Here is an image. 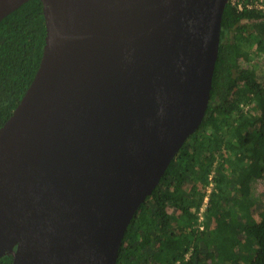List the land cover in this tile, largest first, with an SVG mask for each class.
I'll use <instances>...</instances> for the list:
<instances>
[{
	"label": "water",
	"instance_id": "1",
	"mask_svg": "<svg viewBox=\"0 0 264 264\" xmlns=\"http://www.w3.org/2000/svg\"><path fill=\"white\" fill-rule=\"evenodd\" d=\"M40 1L39 66L0 127V257L116 264L202 122L227 0Z\"/></svg>",
	"mask_w": 264,
	"mask_h": 264
},
{
	"label": "trees",
	"instance_id": "2",
	"mask_svg": "<svg viewBox=\"0 0 264 264\" xmlns=\"http://www.w3.org/2000/svg\"><path fill=\"white\" fill-rule=\"evenodd\" d=\"M44 41L40 0L0 21V127L30 85ZM263 179L264 13L227 2L202 122L134 213L116 264H264V193L251 195ZM0 264H12L11 254Z\"/></svg>",
	"mask_w": 264,
	"mask_h": 264
},
{
	"label": "built area",
	"instance_id": "3",
	"mask_svg": "<svg viewBox=\"0 0 264 264\" xmlns=\"http://www.w3.org/2000/svg\"><path fill=\"white\" fill-rule=\"evenodd\" d=\"M227 2L231 6L235 7L238 11L252 10L264 13V0H227ZM244 108L246 109L247 106H245ZM207 199L208 197L206 196L198 212L197 224L198 226L200 225V228H202L201 222L204 220L203 212L207 206Z\"/></svg>",
	"mask_w": 264,
	"mask_h": 264
},
{
	"label": "rangeland",
	"instance_id": "4",
	"mask_svg": "<svg viewBox=\"0 0 264 264\" xmlns=\"http://www.w3.org/2000/svg\"><path fill=\"white\" fill-rule=\"evenodd\" d=\"M263 193H264V179L253 182L251 185V195H253L254 198L256 199V198H260Z\"/></svg>",
	"mask_w": 264,
	"mask_h": 264
}]
</instances>
